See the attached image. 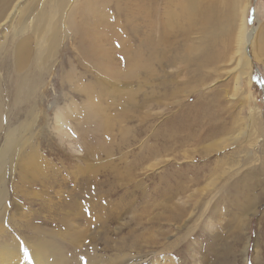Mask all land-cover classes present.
<instances>
[{"label": "rangeland", "instance_id": "rangeland-1", "mask_svg": "<svg viewBox=\"0 0 264 264\" xmlns=\"http://www.w3.org/2000/svg\"><path fill=\"white\" fill-rule=\"evenodd\" d=\"M170 1L68 0L41 67L31 25L54 0H22L2 22L0 161L38 112L7 169L5 244L47 241L66 264H264V0L248 6L243 67L235 28L217 21L226 0L195 25L185 13L167 25Z\"/></svg>", "mask_w": 264, "mask_h": 264}, {"label": "bare ground", "instance_id": "bare-ground-1", "mask_svg": "<svg viewBox=\"0 0 264 264\" xmlns=\"http://www.w3.org/2000/svg\"><path fill=\"white\" fill-rule=\"evenodd\" d=\"M21 1L22 0H0V27L4 20H6L14 11L18 10ZM204 1L205 0H171L169 9L167 10V25H172L178 22V15L180 13H185L187 15L190 25H195L196 23L201 22L200 18L203 17V13H205L203 17L205 19H203L204 22H214L216 20V3L214 4L212 0H208L203 7ZM220 1L224 0H218V2ZM226 1L231 5V9L227 11V15L221 16L218 14L217 21L221 23L222 27L232 25L235 28V49L240 55L239 64L243 67L247 64V61L244 60L247 44L252 43L255 37V30L247 31V10L250 0ZM67 2L68 0H54L55 4L50 5L48 9L46 7L40 8L34 16L35 20L31 26L39 43L38 48H40V51L37 56V63L40 67L44 64L46 57L55 53V48L60 41L59 26L61 20L64 18L65 8L68 5ZM175 6L178 7L179 10H175ZM219 7L222 8L223 3L220 4ZM27 29L28 26H24L20 30L25 31ZM103 32L104 34L109 35L108 30L105 29ZM106 49L107 48L103 47L104 53L107 52ZM45 50L47 54H45ZM29 55V41L27 38H22L21 41L16 43V67L18 70L29 67ZM27 82H29V78L25 75L22 79L21 87H28ZM30 115L32 116L31 121H26L24 125H19V127H14L9 130L3 146L4 149H2L3 156L0 161V237L4 236L7 232L3 217L7 214L10 207L6 189L7 169H13L16 156L31 147L29 140L33 136L32 131L34 130H32V127L37 120V110L33 109ZM2 119V104L0 103V127L2 126ZM55 119L56 122L60 124L64 121L65 113L62 109H58L55 112ZM58 129L61 130V128ZM26 132L29 133L22 136V133ZM211 182L213 181L211 180L210 183ZM180 214L182 213L173 214L169 219L173 220ZM14 240L15 241L12 244H5L6 241L0 239V264H66L57 253L58 250L53 243L48 244L47 241H44L36 251L22 238L16 239L14 237ZM186 247L187 245H183L179 249L184 250ZM25 249H27V253H25ZM165 249H167V247H165ZM170 256L171 257L168 256V258L171 260L172 264H174L175 258L172 255ZM136 260L138 259L131 257L129 254L123 253L112 259L110 264H136ZM139 263L148 264L150 262L144 260Z\"/></svg>", "mask_w": 264, "mask_h": 264}, {"label": "snow or ice", "instance_id": "snow-or-ice-1", "mask_svg": "<svg viewBox=\"0 0 264 264\" xmlns=\"http://www.w3.org/2000/svg\"><path fill=\"white\" fill-rule=\"evenodd\" d=\"M25 253H27V249H25Z\"/></svg>", "mask_w": 264, "mask_h": 264}]
</instances>
